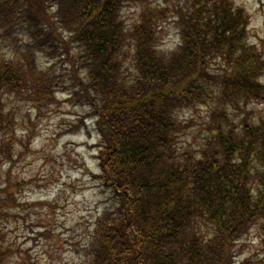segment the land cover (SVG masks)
<instances>
[{"label":"trees","instance_id":"obj_1","mask_svg":"<svg viewBox=\"0 0 264 264\" xmlns=\"http://www.w3.org/2000/svg\"><path fill=\"white\" fill-rule=\"evenodd\" d=\"M152 1L0 0V167L18 143L5 99L49 107L63 82L95 120L105 193L78 257L253 264L239 256L251 235L264 253V118L255 124L248 110L264 102L263 52L229 0H187V14L178 1L180 40L165 50L167 10ZM136 5L143 11L128 25L124 11ZM203 105L207 134L197 150L184 148L183 116ZM12 192L0 182V264L12 255L4 233L20 204Z\"/></svg>","mask_w":264,"mask_h":264},{"label":"rangeland","instance_id":"obj_2","mask_svg":"<svg viewBox=\"0 0 264 264\" xmlns=\"http://www.w3.org/2000/svg\"><path fill=\"white\" fill-rule=\"evenodd\" d=\"M178 1L187 14V0H168L167 7L164 0L149 4L167 10L159 38L165 50L175 49L180 40V18L174 7ZM230 1L246 11L247 40L264 52V0ZM143 7L127 8L126 24L139 21ZM1 53L8 54V50L2 48ZM39 63L47 67L41 58ZM63 85L62 82L56 89L57 103L49 107L23 96L5 99L8 110L16 117L18 143L14 160L0 167V182L20 202L16 209L9 210L4 229L6 247L12 251L8 264H87L86 259L78 257V249L89 238L105 198L97 178L100 141L95 120L89 116L91 111L71 97L70 85L61 89ZM209 108L210 105H203L183 116L188 124L180 137L184 148L197 150L202 144ZM248 110L253 112L255 124L264 118V102L251 104ZM249 237L239 259L250 258L253 264H264L258 239Z\"/></svg>","mask_w":264,"mask_h":264}]
</instances>
